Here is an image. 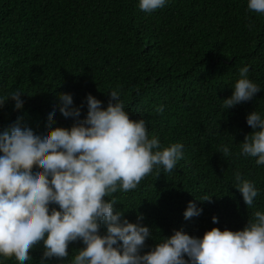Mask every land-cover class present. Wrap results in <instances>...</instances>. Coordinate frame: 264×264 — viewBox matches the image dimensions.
<instances>
[{
    "label": "trees",
    "instance_id": "trees-1",
    "mask_svg": "<svg viewBox=\"0 0 264 264\" xmlns=\"http://www.w3.org/2000/svg\"><path fill=\"white\" fill-rule=\"evenodd\" d=\"M138 3L0 0V95L24 92L22 110L11 99L0 108V131L18 117L36 131L71 127L75 118L59 111L61 93H72L74 105H83V119L89 93L106 108L116 89L130 118L145 119L149 135L158 136L163 147L183 143L184 158L171 172L154 168L136 189L113 194L124 217L136 222L142 214V223L152 229L143 254L181 228L201 237L213 227L241 230L254 211L264 209V165L239 154L254 131L248 114H264V14L249 10L248 0H168L152 13ZM245 65L262 89L225 109L223 100L233 94ZM54 103L56 123L47 125ZM160 105L162 114L156 111ZM225 144L230 156L221 153ZM237 171L259 189L254 207L234 186ZM206 196L211 199H198ZM190 201L203 212L186 220ZM83 247L82 240L72 241L69 256L50 258L49 264H67ZM44 250L41 241L25 264H39ZM3 264L20 262L13 256Z\"/></svg>",
    "mask_w": 264,
    "mask_h": 264
},
{
    "label": "clouds",
    "instance_id": "clouds-1",
    "mask_svg": "<svg viewBox=\"0 0 264 264\" xmlns=\"http://www.w3.org/2000/svg\"><path fill=\"white\" fill-rule=\"evenodd\" d=\"M167 3L139 0L138 6L152 13ZM248 9L264 14V0H248ZM249 71L250 65L239 69L233 94L223 100L225 109L261 91ZM23 94L17 89L0 95V108L11 99L15 109L22 110ZM109 94L105 108L101 99L89 93L87 115L81 119L83 105H74L72 93H61L59 111L65 118H75L71 127L46 126L36 131L18 117L0 131V258L14 256L25 264L33 259L30 250L43 241L39 264H49L50 258L68 257L69 243L82 240L85 247L67 264H264V209L254 211L241 230L213 227L201 237L181 228L142 254L152 229L142 223V214L136 222L124 217L115 208L119 201L113 194L136 189L154 168L171 172L184 158V145L163 147L158 136L149 135L145 119L130 118L120 91ZM56 108L54 103L48 109L47 125L56 123L52 119ZM156 111L162 114L164 105ZM247 124L254 131L245 136L239 154L264 165V114L251 112ZM221 153L230 156V145H222ZM233 183L247 206L254 207L259 195L255 183L239 171ZM202 212L196 201H190L184 218ZM212 220L218 223L219 218ZM102 224L106 233L101 232Z\"/></svg>",
    "mask_w": 264,
    "mask_h": 264
}]
</instances>
